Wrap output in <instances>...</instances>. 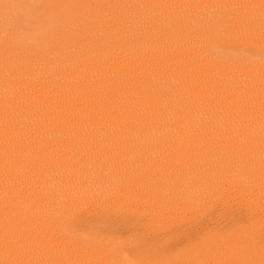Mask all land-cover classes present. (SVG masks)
Segmentation results:
<instances>
[{
  "label": "bare ground",
  "instance_id": "1",
  "mask_svg": "<svg viewBox=\"0 0 264 264\" xmlns=\"http://www.w3.org/2000/svg\"><path fill=\"white\" fill-rule=\"evenodd\" d=\"M0 264H264V0H0Z\"/></svg>",
  "mask_w": 264,
  "mask_h": 264
}]
</instances>
